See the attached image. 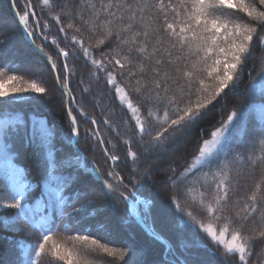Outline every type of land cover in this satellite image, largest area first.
<instances>
[{
  "label": "trees",
  "instance_id": "16d2710c",
  "mask_svg": "<svg viewBox=\"0 0 264 264\" xmlns=\"http://www.w3.org/2000/svg\"><path fill=\"white\" fill-rule=\"evenodd\" d=\"M254 2L258 3V0ZM31 3L41 24L45 22L49 24L48 31L43 33L48 39H43L42 29L37 30L33 39L34 45L42 46L47 53L46 57L50 56L52 62L56 63L59 70L56 71V75L67 76L68 87L72 90L71 95L77 101L76 104L69 103V109L77 119L79 137L76 148L71 146L73 125L68 118L66 99L61 91L53 89L51 96L45 95L40 101L29 98L7 105L0 110V122L14 119L13 123L2 122L4 124L0 127V257L9 253V264H25L26 253L32 255L30 249L39 238V229L35 225L46 221L52 225L51 234L54 239L61 242H64L68 236L87 235L88 247H94L91 241L96 240L101 245L127 253L124 260H119L97 250L89 257L92 264H172L164 259L163 245L150 238L131 218L126 202L81 169L84 161L86 166L90 165L97 170L105 184L111 183L117 188V192H123L131 200L137 197L150 202L147 213L141 212V217L152 233L162 238L172 248L174 257L179 260V262L176 260L178 262L176 264H224L222 259L224 249L212 243L206 234L195 228L188 218L177 210L171 200L173 192H176L182 208L193 211L197 219L205 224L214 223L207 219L206 213L201 212L196 205L186 201L183 195L185 185L194 189L190 193V198L196 200L199 199L201 191H210V188L206 189L195 183V179L200 176L199 172L195 177L190 176L178 188H173L168 177L172 175L171 168H174L176 175H179L192 164L202 141L210 139L211 133L220 128L222 122L227 121L233 110L242 112L243 118L238 116L234 121L237 127L229 156L231 157L233 153L244 156L259 153V139L264 129L262 113L264 88L261 87L260 81V74L264 72V48L254 38L252 48L254 58L246 60L237 86L233 91L226 90L225 94L205 109L206 114L191 129L190 135L181 144L183 147L181 150L173 155L170 151L149 156L140 155L139 161L134 164L127 155L128 146L123 142L135 132V122L131 118L130 111L125 105H121L112 86L107 84L106 72L98 71L90 63V59L83 56L79 47L72 45L71 38L73 35L82 38L85 46L90 47L91 56L105 60L108 71H115L118 83L125 88L135 104L142 99L134 90L136 77L126 78L127 69L124 70L125 75L121 76L120 70L115 69L112 63H108L110 55L119 52L123 56L127 52V46L122 49L117 48V41L113 38L105 45L97 47L96 41L101 34L99 32L93 34L88 31L87 26L82 27L79 33L72 30H67V35L60 33L55 21L48 16L47 10L41 7L40 0H31ZM54 3L57 11L65 4L70 5L74 10L78 7V0H54ZM15 8L19 14H22L25 0H16ZM0 11L12 23L14 30V34L7 36L3 33L0 36V66H3L6 74L23 75L19 73L20 64L14 58L19 51L17 46H22L25 55L31 56L42 72L48 71L50 77L47 74L46 76L52 81L36 78L51 88L55 75L27 42L12 13L11 0H0ZM87 15L88 13L85 12L86 17ZM232 15L250 22L242 13L233 12ZM61 20L66 25L68 17L62 15ZM30 23H32L31 19ZM76 23L79 26V21ZM258 34L264 35V32ZM161 35L166 36L164 33ZM53 39L56 40V44L52 43ZM163 47H167V43ZM59 48H64L70 53L67 59L70 69L68 73L63 71L65 60L59 56ZM132 70L135 71L134 68ZM163 70L172 71V68L167 66ZM141 82H145L144 77H141ZM95 89H98L102 96V100H97L98 102L94 101ZM25 96L27 97L28 94ZM148 107L151 105L141 104L140 115L155 125V121L147 117ZM81 112L85 115H81ZM92 120L96 121L95 125L92 124ZM105 120L110 123L105 124ZM93 130L97 131L99 136L92 135ZM100 139H103V144L99 143ZM105 149L109 154L117 155L119 160L116 162L109 160L105 155ZM133 151L140 153L143 150L138 144H133ZM153 157L157 158L159 163L153 168L146 167ZM53 160L56 163L55 170L49 167ZM233 167L239 168L243 175L239 178L238 190L232 195L230 202L243 201L252 191L256 181L264 174V163L255 169L246 162L243 165L234 163ZM84 168L88 169V167ZM146 170L149 173L147 175ZM203 171L208 172V169L204 168ZM108 172H112L113 176H108ZM79 178L88 185L97 186L101 199L96 200L93 196L87 197L83 194V186L77 181ZM121 179L122 183H119ZM21 190L25 193L21 203L27 213L23 218L20 210L3 207L4 203L11 202L12 194ZM58 194L64 197L66 204L61 203ZM158 200L161 202L160 207L157 206ZM238 207H242V204ZM165 208L169 212V225L162 217ZM61 209H63L62 215ZM74 209L81 210L77 212ZM108 219L116 222L135 245L141 243L144 247L131 246L128 251L124 246L119 244L113 246L104 241L107 230L99 221L107 222ZM86 223L87 225L83 227L82 224ZM214 226L219 228L221 224L215 223ZM77 245L79 246V242ZM261 247L262 244L258 241L254 251L260 252ZM252 261L256 264H264V258L258 261L256 255L252 257ZM41 264H62V262L45 256Z\"/></svg>",
  "mask_w": 264,
  "mask_h": 264
},
{
  "label": "snow or ice",
  "instance_id": "6c2138e0",
  "mask_svg": "<svg viewBox=\"0 0 264 264\" xmlns=\"http://www.w3.org/2000/svg\"><path fill=\"white\" fill-rule=\"evenodd\" d=\"M12 2L15 7L16 0ZM40 5L55 21L60 33L67 35V30L79 33L82 27L87 26L93 34H101L96 41L97 47L113 38L117 41V48L127 46L123 56L119 52L110 55L108 63L120 70L121 76L125 75L124 70L127 69L126 78L136 77L134 90L142 99L135 104L125 88L118 83L115 71H108L105 60L91 56V49L85 46L82 38L75 35L71 38L72 45L78 46L83 56L90 59L98 71L106 72L107 84L112 86L121 105L130 111L135 122V132L123 142L128 146L127 155L134 164L139 161L140 155L149 156L179 148L190 135L191 129L203 119L205 109L225 94L226 90L235 89L242 77L246 60L254 58V38L264 48V35L258 34L264 32V0H258V3L254 0H78L75 10L65 4L59 11L54 0H40ZM85 12L88 13L87 17ZM233 12L242 13L250 22L234 17ZM16 15L18 24L28 37H33L41 29L43 35L49 29L47 22L41 24L31 0H25L24 12ZM62 15L68 17L66 25L62 23ZM76 21H79V26ZM43 39L47 40V35H43ZM52 43L57 42L53 39ZM165 43L167 47H163ZM37 48L47 56L42 46L37 45ZM133 53L136 55L133 56ZM58 54L65 60L63 71L70 72L67 63L69 51L59 48ZM48 61L52 70L58 72L50 56ZM167 66L172 71H162ZM141 77L145 78L144 83ZM260 81L264 88V72L260 74ZM53 89L67 96L69 103H77L68 87L67 76L57 74L49 88L40 79L6 74L3 66H0V110L29 98L40 101L45 95L51 96ZM141 104L151 105L147 117L154 120L155 125L141 117ZM80 114L85 115L83 112ZM69 116L73 125L72 133L78 137L77 119L71 114V109ZM238 116L242 119L243 113L233 110L227 121L211 133V138L202 141L192 164L179 175H176L174 168L170 169L172 175L168 181L173 188H178L190 176L195 177L199 172L200 176L195 179V183L210 188V191H201L196 200L190 198L194 189L185 185L184 199L196 205L214 223L205 224L197 219L193 211L182 208L176 192L172 194V203L195 228L224 249V264H256L252 261L254 255L258 261L264 258V174L243 201L230 202V199L238 190L239 178L243 175L233 164L243 165L246 162L255 169L264 163V129L259 139V153L248 156L233 153L230 157L237 127L234 121ZM104 123L110 122L105 120ZM92 124L95 125L96 121L92 120ZM92 135L99 136V133L93 130ZM99 143L103 144V139ZM133 144H138L143 151H133ZM105 155L113 162L119 160L117 155L109 154L107 149ZM49 167L55 170L54 160ZM204 168L208 172H204ZM145 174H149L147 170ZM108 176H113V173L108 172ZM119 183H122V179ZM105 187L109 191H117L111 183L106 182ZM24 194L23 190L16 191L11 196V202L4 203L3 207L20 210L23 218L27 215L21 203ZM119 195L127 200L123 192ZM58 198L62 204L67 203L62 195L58 194ZM241 204L242 207H238ZM80 210L74 209L77 212ZM60 214H63V209ZM215 223L221 226L217 228ZM35 227L39 229V238L30 249L32 255L26 253L25 264H41L45 256L62 264H92L89 257L97 250L119 260H124L127 255L124 251L118 252L107 245H101L96 240L91 241L94 247H88L87 235L68 236L61 242L54 239L51 234L52 225L46 221ZM69 241L72 243L69 244ZM258 241L262 244L260 252L254 251Z\"/></svg>",
  "mask_w": 264,
  "mask_h": 264
},
{
  "label": "rangeland",
  "instance_id": "374dc122",
  "mask_svg": "<svg viewBox=\"0 0 264 264\" xmlns=\"http://www.w3.org/2000/svg\"><path fill=\"white\" fill-rule=\"evenodd\" d=\"M3 33L4 34H7V36H8L9 34H12V33L14 34V30H13L12 23L7 19V17L5 16V14L1 13V11H0V36ZM17 47H18L19 51L17 52L16 57H14V58L17 60L16 62H18L20 64V68L18 70L19 73L25 75L28 78H32V79H37L36 77H40L44 81H46V80L52 81L51 78H48L47 77V76H49L47 70H45L46 72H42L41 69L37 66L38 64H36V62L33 60V58H31V56L29 57V56L25 55L22 46H17ZM46 74H47V76H46ZM40 75L43 76V77H41ZM45 77H47V79ZM90 85H91V87H93V83L91 81H90ZM94 95H95V97H94V99H95L94 101L95 102H98L97 100H102V96H101L100 91L98 89L97 90L95 89ZM67 109L69 111V107ZM262 113L264 115V110H262ZM2 122H6L7 124L8 123H13L14 122V119H8V120L2 121ZM2 122H0V127H2L3 124H4ZM248 126H251V125H248ZM72 140H73V137H72ZM182 148L183 147L180 146L177 149L170 150V154L173 155L174 153H176L177 151L181 150ZM65 153H66V151H65ZM83 163H84V161H83ZM158 163H159V160H157V158L153 157L147 163L146 167L153 168ZM84 167H86V168L88 167V169L93 168L90 165H87L86 166L85 164H84ZM81 169H83V166H81ZM77 181L78 182L80 181L81 186H83V188H82V191L83 192L81 191L83 194H85L87 197L93 196V198L96 199V200L97 199H101V195H100V192L98 191L97 186L88 185V183L84 182L83 180L81 181L80 178ZM141 203L143 205V208L140 211L141 212L144 211V214H146L147 211H148V206L150 205V202H147L146 200H143ZM160 205H161V202L158 200L157 201V206L160 207ZM164 211L165 212L162 213V217L165 220L164 222L167 225H169L170 224L169 223L170 222V220H169V212H168L167 208H165ZM106 216H108V214ZM115 221H117V219ZM99 223H100V225H103L104 226V229L105 230H107V232H105L106 233V236H105V238H103L104 241H107V242L111 243L112 245L113 244H119L121 246H124L128 251H130V247L131 246H138V248L139 247L141 248L142 244L141 243H138V244L135 245L131 241L132 239H130L128 237V235H126L123 232V230H121L122 228H120L116 222H112L111 220L108 219L107 222L106 221H104V222L99 221ZM82 225H83V227H85L87 225V223L86 224H82ZM164 243H165V246H163V248H164V257H165L164 259L166 261L172 263V264H176L177 261L179 262V260L174 257V255H173L174 251H172V248H170V246L168 244H166L165 241H164ZM147 245H146V247H147ZM143 247L144 246H142V248ZM8 255H9V253L8 254L6 253L4 256L2 255L0 257V264H9V259H8L9 256ZM147 264H149V263H147ZM158 264H160V263H158Z\"/></svg>",
  "mask_w": 264,
  "mask_h": 264
},
{
  "label": "water",
  "instance_id": "95a60500",
  "mask_svg": "<svg viewBox=\"0 0 264 264\" xmlns=\"http://www.w3.org/2000/svg\"><path fill=\"white\" fill-rule=\"evenodd\" d=\"M12 10H13V14H14L16 20H17V15H16V14H17V11H16L15 7L13 6V4H12ZM20 27H21V26H20ZM28 40H29L30 45L33 47L34 51H35L38 55H40V57H42L44 60H46L45 56H44L42 53H40V51H38V50L33 46L32 38L30 37ZM48 64H49V66L51 67V64H50L49 62H48ZM51 69H52V68H51ZM52 71H53L54 74H55V71H54V70H52ZM65 97H66V108H68V105H69L68 97H67V96H65ZM69 118H70V116H69ZM70 119H71V118H70ZM77 138H78V137L75 135V139H77ZM75 144H76V140L72 143V145L75 147ZM86 172L91 173V171H86ZM95 179H96V181L101 182L98 173L95 174ZM127 200H128V199H127ZM135 220H136V222L138 223V225L141 227V229H142V230H143V231H144L149 237H152L155 241H157V242H159V243L165 245V243H164V241H163L162 239H160V238L157 237V236L152 235L151 231H150V230L144 225V223L141 221L139 215H138V219H135Z\"/></svg>",
  "mask_w": 264,
  "mask_h": 264
},
{
  "label": "bare ground",
  "instance_id": "6f19581e",
  "mask_svg": "<svg viewBox=\"0 0 264 264\" xmlns=\"http://www.w3.org/2000/svg\"><path fill=\"white\" fill-rule=\"evenodd\" d=\"M129 208L131 210V213L137 218L138 206L130 203Z\"/></svg>",
  "mask_w": 264,
  "mask_h": 264
}]
</instances>
